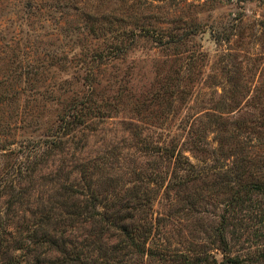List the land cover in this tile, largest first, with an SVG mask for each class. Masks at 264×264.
Instances as JSON below:
<instances>
[{"label": "rangeland", "instance_id": "obj_1", "mask_svg": "<svg viewBox=\"0 0 264 264\" xmlns=\"http://www.w3.org/2000/svg\"><path fill=\"white\" fill-rule=\"evenodd\" d=\"M2 92L16 96L0 98V235L46 208L60 215V185L82 187L79 173L112 152L116 162L96 170L92 189L128 206L133 191L152 189L136 214L159 225L147 245L163 256L143 264L219 261V230L239 264H264V193L243 190L264 188V0H0ZM86 93L99 112L84 137L27 157ZM128 124L149 143L174 139L193 172L142 149ZM35 160L17 182L12 169ZM220 171L229 178L218 179ZM154 173L157 185L145 179ZM234 191L239 200L229 203ZM83 192L65 208L85 215Z\"/></svg>", "mask_w": 264, "mask_h": 264}, {"label": "trees", "instance_id": "obj_2", "mask_svg": "<svg viewBox=\"0 0 264 264\" xmlns=\"http://www.w3.org/2000/svg\"><path fill=\"white\" fill-rule=\"evenodd\" d=\"M108 57L109 55L98 56L100 60ZM93 60L95 59L88 63L93 62ZM90 83L94 86L92 81ZM90 90L94 92L95 89ZM63 93L67 94L68 92L64 91ZM15 96L13 93L2 92L0 98L5 102H11ZM28 97L31 98V96ZM92 111L99 112L98 106L92 103V93L83 94L77 102L69 101L61 110L59 131H55L56 135L53 132L51 137L43 135L45 139L35 142L27 157L32 155L34 157V152L37 154L36 150H41L44 146L46 154L49 149L60 148L68 141L63 140L65 136H70L69 140L71 139V141L75 137H84V131L90 126L86 120ZM128 126L132 137L141 140L139 139L141 133L139 129L141 128L135 124H128ZM48 130L50 132V129ZM173 140L167 137L160 144H155L149 143L146 139L141 140L143 144L140 141V145L142 149L157 156L160 161L174 159L173 166L186 165L188 173H192L193 171H189L192 166L187 162V158H183L180 152L176 150ZM191 147L195 151L199 149L198 146L196 147V142H192ZM27 149L29 148L24 150ZM181 160L185 161L181 162ZM114 162H116V157L114 153L109 152L98 166L95 165L92 168V171L88 172L86 168L79 173L83 182L82 187L60 185L59 189L62 192L60 198L63 201L58 203L57 214L60 215L55 214L57 211H54V207L46 208L45 211H40V215L34 219L35 221L31 225H20L12 230L5 229L0 235V253L4 255L1 260L4 261L2 264H12V262H14L13 264H143L148 257H162V253L158 255L151 245H147L155 233H159V225L153 221L152 215L136 214L138 211L143 212V209H146L145 201L150 198L151 188L133 191L131 193V200L134 201L133 206H128V201H119L121 200L119 195L101 196L95 194L94 189H92L96 170H110ZM36 163L35 160L31 165L32 168L25 167V171L18 166L12 169L11 174L16 180L19 179L17 182H20L27 176L26 172H28V176H31L29 174H31L30 172ZM109 172L106 171L105 173ZM217 176L218 179L228 177L223 171H220ZM148 177V179L145 177L148 183L157 185L158 181H163L162 175L158 173ZM63 179L67 181L68 177L65 176ZM105 180L106 182L109 181V179ZM170 180L167 187H169ZM181 182H185V180ZM180 185L182 186L184 183ZM11 186L7 187L5 191L14 192L16 181L15 185ZM108 186L112 187L111 185ZM84 189L87 191L85 207L88 212L83 215L79 207L75 205V208L72 205L65 208L67 205L64 202L75 195H83ZM243 190L264 193V188L258 184H248ZM238 200L239 192H231L229 203ZM1 226L5 228L7 225L3 223ZM216 240L223 254L221 260L218 261L215 256L210 258L196 257L191 263H187L185 259L184 264H209V261L212 264H239L237 259L228 255V242L221 230L218 231Z\"/></svg>", "mask_w": 264, "mask_h": 264}]
</instances>
